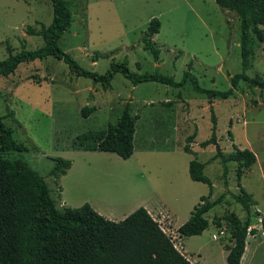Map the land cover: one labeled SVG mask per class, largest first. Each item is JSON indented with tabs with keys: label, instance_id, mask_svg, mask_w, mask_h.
<instances>
[{
	"label": "rangeland",
	"instance_id": "1",
	"mask_svg": "<svg viewBox=\"0 0 264 264\" xmlns=\"http://www.w3.org/2000/svg\"><path fill=\"white\" fill-rule=\"evenodd\" d=\"M69 1L71 25L58 46L85 70L104 74L111 63H125L133 72H158L177 82L189 71L201 87L219 91L227 90L231 77L242 71L264 79V41L252 35V55L244 69L239 18L215 0ZM52 17L50 0H0V60L8 57L7 47L12 54L41 48L42 36L28 28L38 32L50 25ZM152 18L160 22L159 32L152 37L159 49L156 61L141 41ZM210 101L223 155L231 154L234 146L256 155V162L244 169L241 185L257 203L250 222L260 229L255 212L264 214V88L246 81H239L228 98L209 100L190 81L177 88L150 81L134 85L117 73L104 86L77 76L53 57L21 63L13 73L0 75V118L26 149L0 156L21 157L43 176L58 210L93 201L97 209L110 210L119 221L146 205L193 264L199 252L206 263L222 264L221 250L231 238L226 222L218 227L212 220L224 213L244 220L246 213L235 200L239 194L236 163L227 162L224 173L215 146L201 144L212 134ZM126 103L132 115L139 114L130 158L97 151L84 155L72 149L78 135L115 124ZM85 106L95 111L83 116ZM194 131L193 154H189L183 146ZM194 156L204 163V174L212 181L208 201L214 205L205 215L208 227L199 236L180 237L178 226L209 191L207 184L189 177L188 164ZM57 157L75 162L72 171L58 179L50 174L51 158ZM220 228L226 236L219 235Z\"/></svg>",
	"mask_w": 264,
	"mask_h": 264
},
{
	"label": "trees",
	"instance_id": "2",
	"mask_svg": "<svg viewBox=\"0 0 264 264\" xmlns=\"http://www.w3.org/2000/svg\"><path fill=\"white\" fill-rule=\"evenodd\" d=\"M52 22L31 34L42 36L44 45L35 50H22L0 60V75L13 73L19 64L37 59L53 57L62 60L77 76L89 78L93 83L109 85L115 74L120 73L132 84L141 82H158L172 87H180L190 81L195 91L205 94L209 100L213 97L228 98L236 89L239 81H246L250 86L264 88V79L260 75L249 77L244 71L233 75L231 86L225 91L206 89L200 86L198 79L189 71L183 75L181 82L158 72L139 74L131 71L125 63H111L104 74L83 69L75 59L58 46L61 35L70 28L71 11L69 0H50ZM222 9L233 11L240 21V49L242 65L245 69L252 55V35L260 42L264 41V0H215ZM160 22L152 18L141 41L144 49L149 50L154 60L159 58V49L155 47L152 37L159 32ZM253 43V42H252ZM107 56V54H103ZM171 102H165L170 105ZM212 134L202 146L213 144L216 157L222 163L226 173V163H236V183L239 194L235 200L246 213L241 219L234 213L216 216L212 222L220 227L226 222L232 245L227 247L228 264H239L244 253L246 237L256 232L249 229L252 207L256 205L251 193L241 185L244 169L256 162V155L249 149L234 146L231 154L225 156L220 151L216 139V117L210 101ZM95 111L94 107H83V116ZM139 114H131L130 105L126 103L115 124H108L99 131H87L73 139L71 147L79 151H100L114 153L126 160L133 154V139ZM196 131L186 137L183 150L193 154L191 141ZM26 147L13 137V129L0 118V153L22 152ZM54 167L50 174L55 178L65 175L72 161L61 157L51 158ZM204 163L197 157L189 161L188 173L193 181L208 185L207 195L201 196L199 202L190 211L188 219L178 227L180 237L200 235L208 227L206 213L214 203L208 199L213 184L204 174ZM260 216V227L264 231V214ZM0 264H193L182 255L171 238L161 229L159 223L144 207H138L124 219L113 221L97 213L90 204L79 207H65L58 210L50 195L49 187L37 171L23 158H5L0 156Z\"/></svg>",
	"mask_w": 264,
	"mask_h": 264
},
{
	"label": "crops",
	"instance_id": "3",
	"mask_svg": "<svg viewBox=\"0 0 264 264\" xmlns=\"http://www.w3.org/2000/svg\"><path fill=\"white\" fill-rule=\"evenodd\" d=\"M152 103H154V102L153 101H149L148 102L149 105H151ZM76 151H79V150H76ZM80 152H84L83 154L86 155V153H88V152L91 153V152H95V151H80ZM97 152H100V151H97ZM256 160H257V158H256ZM74 166H75V162L72 160L71 167L67 170V172H66L65 175H62V177L63 176H67L68 173L70 171H72V169L74 168ZM87 202H88V204L91 205V207L94 210H96L98 213L102 214L105 218L110 219V220H113V221H118V219H115L114 217H112L114 215H111L112 212H110V210L105 211L103 209H97V207H96L95 203H93V201H87ZM142 207H144L148 211V213L159 223L161 229H163V227L161 225V222H160L161 220H159V218H157L158 215L157 216H154V214H153L154 212L149 209V206L143 205ZM133 211L128 212V214H130ZM162 211H164V210H161L160 209L158 211L159 214H161ZM257 212H259V211H257ZM259 214H260V212H259ZM126 216L127 215H123V217H126ZM256 217L258 218L257 221H259V224H260V216H256ZM252 227H256V225L250 224V228H252ZM163 231L165 232V230H163ZM219 231H223V233H224V235L221 236V237L226 236V232H225V230L223 228L222 229L220 228ZM197 236H199V235H197ZM257 238H259V239H257ZM179 239H180L179 240V244H180V242L182 241V238H179ZM231 245H232V242H228V244L226 246L224 245L223 248H222V250H221L222 251V254H223L222 264H228L227 261H226V255H227V252H228L227 251V247L228 246H231ZM175 247L178 249V251L180 250L179 249V246L175 245ZM189 261L191 263H193L190 259H189ZM197 264H208L202 258V255H201L200 252L197 253ZM239 264H264V231L261 228L260 229L257 228L255 233H252V234H248L247 235L244 253H243L242 257H241V260H240V263Z\"/></svg>",
	"mask_w": 264,
	"mask_h": 264
},
{
	"label": "built area",
	"instance_id": "4",
	"mask_svg": "<svg viewBox=\"0 0 264 264\" xmlns=\"http://www.w3.org/2000/svg\"><path fill=\"white\" fill-rule=\"evenodd\" d=\"M219 235L223 236L224 235L223 231H219ZM215 238H216V235H213V239H215Z\"/></svg>",
	"mask_w": 264,
	"mask_h": 264
}]
</instances>
